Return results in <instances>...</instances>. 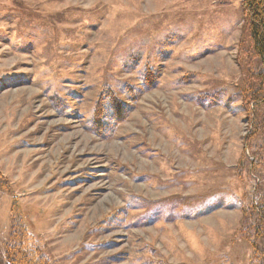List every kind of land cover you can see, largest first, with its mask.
<instances>
[{"label":"rangeland","instance_id":"374dc122","mask_svg":"<svg viewBox=\"0 0 264 264\" xmlns=\"http://www.w3.org/2000/svg\"><path fill=\"white\" fill-rule=\"evenodd\" d=\"M242 1L0 0V264L15 205L52 264L253 263L264 110L256 127L229 103ZM105 89L128 110L101 136Z\"/></svg>","mask_w":264,"mask_h":264},{"label":"trees","instance_id":"16d2710c","mask_svg":"<svg viewBox=\"0 0 264 264\" xmlns=\"http://www.w3.org/2000/svg\"><path fill=\"white\" fill-rule=\"evenodd\" d=\"M242 5L247 17L248 32L247 40L241 45L246 81L243 90L235 97H229V103L240 99L246 105L248 112H254V125L258 127V111L264 110V0H243ZM146 82L148 88L151 89V82H154L153 70H146ZM129 95L132 99L135 98L133 90H129ZM224 97V92H219L214 96L215 99ZM207 99H209L208 96L204 97L203 102L206 103ZM127 110L128 106L118 99L113 90H103L94 110V130L98 135L105 136V133L111 132L125 119ZM107 117H112L114 122L106 121ZM15 206L19 208V212L14 217L6 247L8 264H52L45 255L43 247L27 230L20 207ZM260 208L261 210L258 207L260 212L254 213L252 219L253 224L260 223V227L256 228L249 224L247 229L251 235L259 238L258 240L264 237V232L258 234L260 228H264V204ZM259 249L252 264H264V249Z\"/></svg>","mask_w":264,"mask_h":264}]
</instances>
